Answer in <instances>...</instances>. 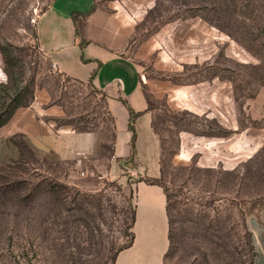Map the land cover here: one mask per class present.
I'll return each instance as SVG.
<instances>
[{
  "label": "rangeland",
  "instance_id": "1",
  "mask_svg": "<svg viewBox=\"0 0 264 264\" xmlns=\"http://www.w3.org/2000/svg\"><path fill=\"white\" fill-rule=\"evenodd\" d=\"M52 1L0 0V85L10 87L0 86V106L13 108L14 90L27 85L26 106L43 104L56 129L93 131L98 143L81 164L38 159L24 148L16 169L0 174V264H111L132 238L139 177L124 175V185L102 173L114 135L106 97L90 82L55 71L38 47L37 19ZM94 4L137 15L130 47L138 52L143 46L152 78L175 88L191 84L207 92L229 91L227 118L202 114L207 103L191 111L165 96L157 99L155 125L163 140L161 178L170 197L171 227L162 264H253L248 219L264 210V0ZM226 119L229 126L239 121L245 127L240 144L231 128L219 125ZM185 129L229 140L221 147L192 145L179 158V132ZM150 197L140 192L135 244L117 264L163 260L166 221L145 209Z\"/></svg>",
  "mask_w": 264,
  "mask_h": 264
},
{
  "label": "crops",
  "instance_id": "2",
  "mask_svg": "<svg viewBox=\"0 0 264 264\" xmlns=\"http://www.w3.org/2000/svg\"><path fill=\"white\" fill-rule=\"evenodd\" d=\"M94 0H53L39 15L36 25L38 47L44 57L56 64L54 69L75 81L90 82L106 97V106L114 120V135L111 141L108 165L102 173L111 179L127 184L124 175L159 178L164 173L163 140L156 128V102L161 96L178 101L187 110L200 108L203 103L208 109L202 114L219 113V117H229V91H206L191 84L178 86L162 83L152 78L145 70L143 46L137 52L130 47L134 36L137 15L132 12L123 14L117 5L104 9L96 7L85 19L79 30L87 43L81 46V37L77 34V25L73 20L74 12H87ZM124 9L123 5L119 3ZM134 49V50H133ZM91 80V81H90ZM198 92V93H197ZM163 93V94H162ZM127 102L128 105L125 104ZM130 106L135 112H142L135 121L136 142L133 160L130 130ZM187 106V107H186ZM197 113V111H195ZM48 108L43 104H30L16 110L11 119L0 128V174L16 169L15 161L21 157V149L14 141L20 136L38 159L48 161H77L95 153L98 135L93 131L58 130L47 120ZM258 117H253L256 119ZM224 131L230 130L240 144L244 137V128L238 121L228 119L218 121ZM236 124V125H235ZM229 136L198 133L191 129L179 132L177 157L190 153L191 148L223 146ZM199 154L200 160L205 155ZM194 154V155H196ZM96 166V165H95ZM140 192L151 196L148 201L149 212L159 214L166 221L167 241L163 260L170 245V217L168 198L164 188L147 184L144 181L135 184L136 219L132 228L134 234L138 223ZM157 211V212H156ZM248 219L256 255L253 264H264V210ZM136 238V235H135ZM135 238L132 245L135 244ZM169 241V245H168ZM119 252L115 264L123 251Z\"/></svg>",
  "mask_w": 264,
  "mask_h": 264
},
{
  "label": "trees",
  "instance_id": "3",
  "mask_svg": "<svg viewBox=\"0 0 264 264\" xmlns=\"http://www.w3.org/2000/svg\"><path fill=\"white\" fill-rule=\"evenodd\" d=\"M96 6L95 4H93L92 8L87 11V12H74L72 17H73V20L74 22H76V25H77V34L78 36L81 37V46L82 47H85V44L87 43L86 39L83 37V34L82 32L79 30V27L81 26L82 22H83V19L86 18V16H88L91 12H93L95 10ZM91 81V80H90ZM0 86H2V88L4 89L3 91H9L10 87L7 86L6 84H1ZM15 96L14 98L12 99L13 102H17V104L11 108V109H7L4 108L3 106H5V103L2 104V106H0V128L4 125V124H7V122L11 119V117L13 116L14 112L16 110H18L19 107H22V106H26V94L30 91L29 90V86L25 85V86H20V87H17L15 90ZM2 100V96H0V102ZM126 105L127 102H125ZM129 107V111H130V130L133 132V136H132V141H131V147H132V155L130 156V159L133 160L134 158V151H135V142H136V129H135V121L136 119L142 115V112H135L130 106ZM79 132H86V131H79ZM20 149H21V154H23V150L24 148H28V146L26 145L25 142H21V143H16ZM140 181H144L146 182L147 184H151V185H159V186H162L164 188V191L166 192L167 194V188L164 186L163 184V180L161 177L159 178H156V177H140L138 179V182ZM116 184V183H115ZM167 198L168 200L170 199L169 195L167 194ZM136 211H135V206H134V210H133V213H132V224H131V228H133L134 226V223H135V219H136ZM171 227H170V230H169V240L171 242ZM134 238H135V234L134 232L132 231V238L130 240L129 243L123 245L114 255L113 257L111 258V264H115L116 262V258L119 254V252H121L122 250L126 249V248H129L133 241H134Z\"/></svg>",
  "mask_w": 264,
  "mask_h": 264
},
{
  "label": "built area",
  "instance_id": "4",
  "mask_svg": "<svg viewBox=\"0 0 264 264\" xmlns=\"http://www.w3.org/2000/svg\"><path fill=\"white\" fill-rule=\"evenodd\" d=\"M52 67L55 69L56 68V64L55 63H52Z\"/></svg>",
  "mask_w": 264,
  "mask_h": 264
}]
</instances>
